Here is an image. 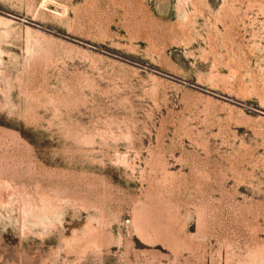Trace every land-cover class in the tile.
<instances>
[{
  "label": "rangeland",
  "instance_id": "obj_1",
  "mask_svg": "<svg viewBox=\"0 0 264 264\" xmlns=\"http://www.w3.org/2000/svg\"><path fill=\"white\" fill-rule=\"evenodd\" d=\"M0 264H264V0H0Z\"/></svg>",
  "mask_w": 264,
  "mask_h": 264
}]
</instances>
